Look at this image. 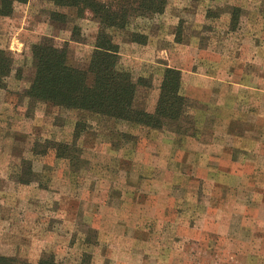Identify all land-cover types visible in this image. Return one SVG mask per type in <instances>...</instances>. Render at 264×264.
<instances>
[{"label":"rangeland","instance_id":"rangeland-1","mask_svg":"<svg viewBox=\"0 0 264 264\" xmlns=\"http://www.w3.org/2000/svg\"><path fill=\"white\" fill-rule=\"evenodd\" d=\"M164 1L112 32L118 69L142 80L136 108L152 113L165 69L181 72L183 114L162 129L27 96L44 40L87 69L99 29L90 12L27 0L0 17L12 61L0 79V256L264 264V0Z\"/></svg>","mask_w":264,"mask_h":264},{"label":"trees","instance_id":"trees-1","mask_svg":"<svg viewBox=\"0 0 264 264\" xmlns=\"http://www.w3.org/2000/svg\"><path fill=\"white\" fill-rule=\"evenodd\" d=\"M27 0H0V17L13 12L14 4ZM56 8L73 11L76 18L90 12L98 23L94 51L86 70L74 68L67 63L64 47H57L44 40L32 47L34 74L27 96L54 107L70 111H87L115 120L130 122L144 127L162 129L168 123L181 118L184 97L180 94L181 72L167 68L163 73L159 95L152 113L135 107L139 85L131 73L118 69L119 46L114 42L113 31H124L132 17H143L162 10L164 0H47ZM235 26L239 9L234 10ZM55 22L67 24L66 14L53 12ZM231 18V20H232ZM76 28H73L72 37ZM143 36L132 32L130 40L136 42ZM76 41V38L73 39ZM12 70V61L0 49V79ZM78 126V125H77ZM56 156L64 159L69 149L62 143L55 145ZM0 264H24L14 257L0 256ZM37 264H59L53 255L44 254Z\"/></svg>","mask_w":264,"mask_h":264}]
</instances>
